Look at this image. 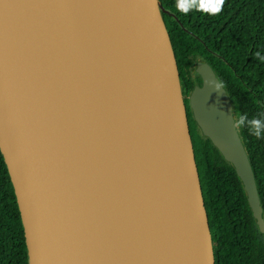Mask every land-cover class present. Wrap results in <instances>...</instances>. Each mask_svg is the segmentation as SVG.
Instances as JSON below:
<instances>
[{
	"label": "water",
	"instance_id": "water-1",
	"mask_svg": "<svg viewBox=\"0 0 264 264\" xmlns=\"http://www.w3.org/2000/svg\"><path fill=\"white\" fill-rule=\"evenodd\" d=\"M144 2L170 62L171 106L189 168L188 175L180 174L181 162L174 163V186L185 182L195 210L173 242L144 220L135 198L124 194L137 187L138 171L109 131L72 1L0 0V152L13 185L28 264H116L112 229L116 212L122 214L127 205L144 234L159 246V258L214 264L175 58L158 1ZM195 72L202 84L189 95L193 119L233 166L264 234L253 172L227 94L207 63L198 62ZM138 242L155 253L145 241Z\"/></svg>",
	"mask_w": 264,
	"mask_h": 264
},
{
	"label": "trees",
	"instance_id": "trees-1",
	"mask_svg": "<svg viewBox=\"0 0 264 264\" xmlns=\"http://www.w3.org/2000/svg\"><path fill=\"white\" fill-rule=\"evenodd\" d=\"M171 49L189 127L200 190L208 219L214 264H264L259 231L243 184L233 166L205 138L189 107L201 86L198 62H205L225 90L234 121L239 115L264 121V0H225L215 15L180 13L176 0H157ZM236 125V124H235ZM248 157L264 222V131L236 125ZM0 264H28L23 228L10 176L0 152Z\"/></svg>",
	"mask_w": 264,
	"mask_h": 264
},
{
	"label": "bare ground",
	"instance_id": "bare-ground-1",
	"mask_svg": "<svg viewBox=\"0 0 264 264\" xmlns=\"http://www.w3.org/2000/svg\"><path fill=\"white\" fill-rule=\"evenodd\" d=\"M72 2L77 3L74 14L83 38L96 96L108 117L110 133L119 140L116 115L107 99L109 93L116 95L119 114L129 120L127 124L144 129L139 132L149 135L151 143L155 141L151 147L147 145L142 149L145 152L131 154L135 158L132 163L138 171L137 187L126 189L124 194L135 198L142 207L144 220L173 242L181 237L182 222L195 210L186 196L185 182L178 189L174 186V163L181 162L180 174L188 175L189 168L171 106L168 84L170 62L154 35L147 6L144 0H93L91 39L85 17L78 8L79 0ZM99 67L108 72L106 81ZM155 118L160 124L161 120H165L167 128L160 142L154 128L160 129L162 124L156 125ZM117 144L118 150L125 154L119 141ZM166 194L169 196L167 201L164 199ZM112 230L116 242V264H179L178 257L170 261L159 258V246L144 234L130 206H124L122 214L116 212ZM138 239L149 244L155 253L142 248ZM183 258L185 260L187 256Z\"/></svg>",
	"mask_w": 264,
	"mask_h": 264
},
{
	"label": "rangeland",
	"instance_id": "rangeland-1",
	"mask_svg": "<svg viewBox=\"0 0 264 264\" xmlns=\"http://www.w3.org/2000/svg\"><path fill=\"white\" fill-rule=\"evenodd\" d=\"M72 1V0H71ZM92 2L93 0H79V10L83 16V18L85 17V20H86V23H87V28L89 29V36L90 38L92 39V35H93V30L91 29L92 28V25H91V21H90V16H92L93 14V7H92ZM84 6V7H83ZM86 6V7H85ZM72 7L75 11V8H77V3H74L72 2ZM85 9V11H83ZM90 11H89V10ZM89 12H87V11ZM92 14H91V13ZM85 14V15H84ZM87 15V16H86ZM86 17L88 19H86ZM83 39V38H82ZM99 69L102 71L100 72L101 74H104V78H105V81L108 79L109 75H108V72L102 68L99 67ZM106 89V88H105ZM107 99L109 101V106L112 110V112L114 113V116L116 118L115 120V124H116V128H117V132H118V136H119V144L122 146V148L125 150V154L127 156V158L132 162H134V159L131 154H136L138 155V153H141V152H145L144 150L142 149H145L147 147V145L149 147H151L152 142L151 143V139L148 138L149 135H146V134H141L139 131L143 132L144 129H137L135 128L133 125H130V124H127L129 122V120H126L124 119V116H122V113L119 114V106L117 103V99H116V95L114 94H107ZM161 99V98H160ZM117 101V102H116ZM114 103V105L112 104ZM117 104V107L116 105ZM115 108V109H114ZM161 109V108H160ZM163 110V108H162ZM158 119L155 118V121H156V125L159 124V126L162 124V126L160 127V129H157V128H154L155 131H157V135L159 136V141H163V137L164 135H166L167 133V128H166V125H165V120H161V124L157 121ZM119 122V123H118ZM121 122V123H120ZM126 123V124H125ZM155 124V123H154ZM122 125V126H121ZM124 125V127H123ZM120 126V127H119ZM128 126V127H127ZM125 128V129H124ZM128 128V130H127ZM137 129V130H136ZM124 131H129L128 134L127 132L125 133ZM135 131V132H134ZM159 133V134H158ZM133 134V135H132ZM161 135V136H160ZM143 136V137H142ZM133 138V139H132ZM140 138V139H139ZM131 140V142H130ZM133 140V141H132ZM149 142V143H147ZM140 145L142 146V148H140ZM144 147V148H143Z\"/></svg>",
	"mask_w": 264,
	"mask_h": 264
},
{
	"label": "clouds",
	"instance_id": "clouds-1",
	"mask_svg": "<svg viewBox=\"0 0 264 264\" xmlns=\"http://www.w3.org/2000/svg\"><path fill=\"white\" fill-rule=\"evenodd\" d=\"M225 0H176V9L183 14H188L192 11H198L208 15L215 16L223 10ZM256 56L260 57V53L257 52ZM213 89L215 88L214 84H209ZM235 124L239 127L248 126L252 131V134L259 137L264 131V121L260 119H251L249 120L246 115H239L238 119L235 121Z\"/></svg>",
	"mask_w": 264,
	"mask_h": 264
}]
</instances>
